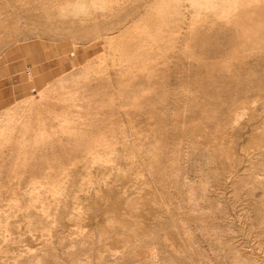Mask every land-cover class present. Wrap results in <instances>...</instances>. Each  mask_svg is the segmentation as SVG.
<instances>
[{"label":"rangeland","instance_id":"1","mask_svg":"<svg viewBox=\"0 0 264 264\" xmlns=\"http://www.w3.org/2000/svg\"><path fill=\"white\" fill-rule=\"evenodd\" d=\"M28 44L58 76L0 110V264H264V0H0Z\"/></svg>","mask_w":264,"mask_h":264},{"label":"crops","instance_id":"2","mask_svg":"<svg viewBox=\"0 0 264 264\" xmlns=\"http://www.w3.org/2000/svg\"><path fill=\"white\" fill-rule=\"evenodd\" d=\"M12 49L0 56V110L26 98L43 82L48 83L58 76L59 63H53L47 70L44 68L45 63L57 59V56L43 59L36 44ZM66 61L61 60L60 65Z\"/></svg>","mask_w":264,"mask_h":264},{"label":"bare ground","instance_id":"3","mask_svg":"<svg viewBox=\"0 0 264 264\" xmlns=\"http://www.w3.org/2000/svg\"><path fill=\"white\" fill-rule=\"evenodd\" d=\"M41 92H43V90H41ZM38 93H40V92H38ZM42 94H43V93H41L40 96H42ZM40 98H41V97H39V100H40ZM30 100H31V99H30ZM36 100H37V99H36ZM39 100H38V101H39ZM33 101H34V100H33Z\"/></svg>","mask_w":264,"mask_h":264},{"label":"built area","instance_id":"4","mask_svg":"<svg viewBox=\"0 0 264 264\" xmlns=\"http://www.w3.org/2000/svg\"><path fill=\"white\" fill-rule=\"evenodd\" d=\"M33 91H35V89H33Z\"/></svg>","mask_w":264,"mask_h":264}]
</instances>
